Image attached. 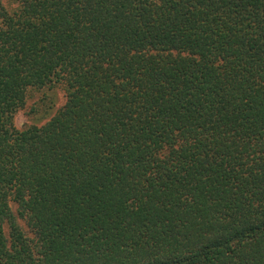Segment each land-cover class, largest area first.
I'll return each instance as SVG.
<instances>
[{
  "label": "trees",
  "instance_id": "1",
  "mask_svg": "<svg viewBox=\"0 0 264 264\" xmlns=\"http://www.w3.org/2000/svg\"><path fill=\"white\" fill-rule=\"evenodd\" d=\"M0 264H264V0L0 2Z\"/></svg>",
  "mask_w": 264,
  "mask_h": 264
},
{
  "label": "rangeland",
  "instance_id": "2",
  "mask_svg": "<svg viewBox=\"0 0 264 264\" xmlns=\"http://www.w3.org/2000/svg\"><path fill=\"white\" fill-rule=\"evenodd\" d=\"M21 1L0 0L1 4L9 11L17 8ZM66 97V90L63 85L47 87L41 90H30L26 105L15 116V126L19 130H23L28 126L44 125L63 107ZM10 205L12 210L17 212L16 203L11 202ZM18 223L25 233H29V228L24 221L19 220Z\"/></svg>",
  "mask_w": 264,
  "mask_h": 264
}]
</instances>
